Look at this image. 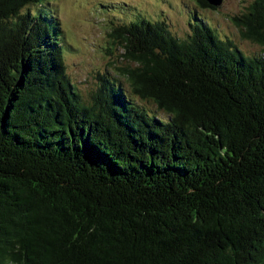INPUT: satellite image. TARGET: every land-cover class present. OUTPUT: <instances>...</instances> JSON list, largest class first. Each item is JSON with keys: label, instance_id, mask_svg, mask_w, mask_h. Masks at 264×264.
Instances as JSON below:
<instances>
[{"label": "trees", "instance_id": "1", "mask_svg": "<svg viewBox=\"0 0 264 264\" xmlns=\"http://www.w3.org/2000/svg\"><path fill=\"white\" fill-rule=\"evenodd\" d=\"M47 1L0 0V264H264V0L230 18L253 56L193 16L111 28L127 88L87 100Z\"/></svg>", "mask_w": 264, "mask_h": 264}, {"label": "rangeland", "instance_id": "2", "mask_svg": "<svg viewBox=\"0 0 264 264\" xmlns=\"http://www.w3.org/2000/svg\"><path fill=\"white\" fill-rule=\"evenodd\" d=\"M252 0H222L214 9L202 8L198 0H48L44 9L58 20L62 31L66 74L87 100L94 91L97 75L119 81L127 88L120 70L126 62L115 47L108 55L110 29L139 17L164 22L176 38L191 31L193 17L210 25L220 37H226L247 56L257 55L260 47L243 40L230 18L240 15ZM103 5V6H102ZM31 6L30 11L35 12ZM193 16V17H192ZM145 107H151L144 103Z\"/></svg>", "mask_w": 264, "mask_h": 264}, {"label": "water", "instance_id": "3", "mask_svg": "<svg viewBox=\"0 0 264 264\" xmlns=\"http://www.w3.org/2000/svg\"><path fill=\"white\" fill-rule=\"evenodd\" d=\"M210 6L218 7L220 6L222 0H205Z\"/></svg>", "mask_w": 264, "mask_h": 264}]
</instances>
